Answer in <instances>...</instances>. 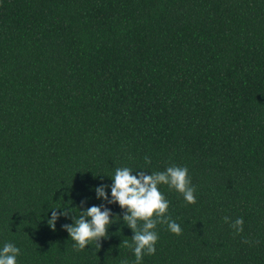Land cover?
<instances>
[{"label": "trees", "instance_id": "trees-1", "mask_svg": "<svg viewBox=\"0 0 264 264\" xmlns=\"http://www.w3.org/2000/svg\"><path fill=\"white\" fill-rule=\"evenodd\" d=\"M173 165L195 202L158 185L181 233L158 222L140 264H264V0H0V247L17 264H137L111 176ZM93 205L112 222L81 249L63 226Z\"/></svg>", "mask_w": 264, "mask_h": 264}, {"label": "clouds", "instance_id": "clouds-1", "mask_svg": "<svg viewBox=\"0 0 264 264\" xmlns=\"http://www.w3.org/2000/svg\"><path fill=\"white\" fill-rule=\"evenodd\" d=\"M133 169L129 167L116 168L111 176L112 185L110 202L117 203L122 209H126L123 220L132 229L133 253L137 264H140L144 255H152L155 252V244L158 239L157 232L154 230L158 222H167L168 229L179 235L181 227L172 221L165 214L169 202L159 191L158 185L166 184L169 188L181 193L184 200L188 203L195 202V189L190 186L188 169L181 166H169L164 171L144 174L143 171L132 174ZM98 198L107 199V194L103 187L96 189ZM55 207L53 209H58ZM63 212L52 211L48 225L55 228V221ZM155 215V219L153 216ZM138 221L142 225L138 226ZM110 209L103 211L100 206L93 205L83 211L74 219L71 225L63 227L68 235L76 242L79 248H84L89 241H99L106 235V228L111 223ZM228 222V217H225ZM243 220L237 218L230 227L237 232L242 230ZM127 243V242H125ZM20 249L12 243H5L0 247V264H17V256Z\"/></svg>", "mask_w": 264, "mask_h": 264}]
</instances>
